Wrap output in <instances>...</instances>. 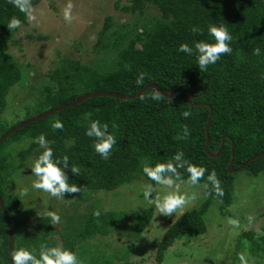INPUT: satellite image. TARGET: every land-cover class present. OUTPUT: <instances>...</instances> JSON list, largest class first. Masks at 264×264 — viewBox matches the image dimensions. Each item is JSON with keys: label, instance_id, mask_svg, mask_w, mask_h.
Returning a JSON list of instances; mask_svg holds the SVG:
<instances>
[{"label": "trees", "instance_id": "trees-1", "mask_svg": "<svg viewBox=\"0 0 264 264\" xmlns=\"http://www.w3.org/2000/svg\"><path fill=\"white\" fill-rule=\"evenodd\" d=\"M40 3L41 0H32L34 8ZM117 9L145 19L136 23L115 21L113 16L105 19L93 49L97 54L114 52V66L103 72L58 52L57 66L49 72V82L42 85L35 102L37 114L28 110L27 119L93 93L131 97L157 85L165 95L176 87L174 95L172 98L161 95L159 100H153L154 89H149L141 95L144 99L89 98L7 138L0 145V196L13 231L14 248L62 246L75 250L82 264H131L119 252L131 251L132 244L108 253L93 241L113 233L136 241L152 222L154 211L146 207L130 212L131 217L124 211H103L94 197L119 191L140 180L155 187L143 175V167L166 163L175 153L183 152L192 164L216 172L223 196L206 195L211 191L210 184L207 189L198 186L206 196L205 201L197 209L180 214L154 246V264H163L177 240L190 241L207 233L206 215L214 199L219 201L223 215L228 212L234 204L240 172L245 171L255 179L264 175V156L239 170L264 152V0H129V5L121 8L117 5ZM151 10L153 16L148 17ZM12 17L18 18L22 27L28 25L25 14L10 0H0V116L7 108L12 88L23 78L19 62L10 52L11 47L18 45L16 35L21 29L7 27ZM210 25L227 28L232 35L233 51L201 71L194 55L177 49L181 43L192 46L193 41L214 43L208 35ZM193 28L198 31L194 33ZM26 38L49 40L44 35L30 34ZM255 48L261 49L259 56L253 54ZM140 73L145 74V80L138 87L135 80ZM192 86L195 92L190 103ZM184 111L191 112V116L184 118ZM209 119L208 152L216 154L222 147L218 158L210 157L206 150ZM56 120L63 122L62 130L51 127ZM91 120L107 123L109 132L116 136L117 145L108 160L95 153L94 138L85 135ZM15 126L0 125V138ZM40 134L51 142L55 156L67 155L70 164L79 167V174L66 170L69 183L83 188L82 201H91L90 211L66 217L62 230L55 229L50 216L38 218L34 225L32 220L21 218V199L12 189L14 177L27 168L31 157L35 159L43 151L34 143ZM232 162L234 173L229 172ZM178 171L181 179L177 182H186L188 174L184 169ZM204 182L201 180L200 184ZM127 221L128 227L124 226ZM242 237L238 247L247 253V264H264V233L246 231ZM0 264H10L9 226L1 207Z\"/></svg>", "mask_w": 264, "mask_h": 264}, {"label": "rangeland", "instance_id": "rangeland-1", "mask_svg": "<svg viewBox=\"0 0 264 264\" xmlns=\"http://www.w3.org/2000/svg\"><path fill=\"white\" fill-rule=\"evenodd\" d=\"M69 2L72 4L73 17L70 23L63 19V10ZM117 5L120 8L129 5V0H41L34 8L36 20H28V25L21 27L20 33L16 35L18 45L10 48V52L23 70V78L10 92L7 108L0 116V125L12 127L28 120V110L32 115L37 114L35 102L42 85L49 82V72L57 66L58 52L81 60L84 64L103 72L114 66L116 58L114 52L97 54L93 49L105 19L113 16L115 21L125 20L131 23L145 19L125 15L117 9ZM152 12L151 10L147 13L148 17L153 16ZM30 34L48 36L49 40L45 42L29 40L26 36ZM33 160L34 157L28 160L27 168L18 173L12 182L13 191L21 199L23 207L21 218L32 220L34 225L38 218L48 216V211H55L61 217L60 223L54 224L55 229L62 230L66 224V217L90 211L91 201L81 200L85 192L83 188L80 192L71 193L60 200L51 198L47 193L32 190L31 182L35 177L31 175L30 165ZM147 184L148 182L140 180L119 191L94 197L98 199L99 207L103 211H124L129 213V217L132 215L130 212L146 207L154 211L152 222L136 241H129L119 233L93 241L94 244H99L102 251L106 250L108 253L132 244L131 251L127 249L129 251L119 252H123L125 260L131 264H154V246L161 242L169 225L183 212L197 209L206 199L198 186L187 182H177L174 189L156 185L155 191L161 195L176 190L195 197L184 209L166 217L159 215L154 205H150L145 199L144 191ZM24 190H27L26 194H22ZM154 196L155 193L150 198ZM220 206L218 200L212 201L206 215L207 233L190 241L177 240L166 253L163 264H239L240 255H244L246 259L247 253L238 247L243 238L242 234L246 231L264 233V175L260 179H255L248 176L245 171L240 172L236 181L234 204L224 215L220 212ZM229 219L238 220L239 225H230ZM129 224L127 221L124 226L128 227Z\"/></svg>", "mask_w": 264, "mask_h": 264}, {"label": "clouds", "instance_id": "clouds-1", "mask_svg": "<svg viewBox=\"0 0 264 264\" xmlns=\"http://www.w3.org/2000/svg\"><path fill=\"white\" fill-rule=\"evenodd\" d=\"M10 3L19 9L20 12L25 14V17L29 21H35L34 7L32 0H10ZM63 19L66 22H71L72 17V4L71 2L63 10ZM10 29H18L22 27L21 21L12 17L7 25ZM195 33L197 28H193ZM208 35L214 40V43L205 41H193L192 46L188 43H181L177 49L178 52L188 54L189 56H195L198 68L201 71L207 70L209 65H215L222 55L231 54L232 47V35L227 28L223 25L217 27L210 25L208 27ZM261 53L260 48L253 49V54L259 56ZM145 80V74H138L135 84L139 87L143 85ZM161 93L154 89L151 94V99L159 100ZM141 99H144L141 96ZM184 118L191 116V112H182ZM53 129L62 130L64 125L60 120H56L51 124ZM115 127V125H113ZM85 135L93 139L92 147L96 154L100 156L102 160H108L112 154L114 146L117 145V139L114 134L109 132L108 124H101L99 120H91L89 126L85 130ZM34 143L38 144L43 151L36 157L31 165V175L35 178L31 182V189L36 192L47 193L51 198L57 200L65 199L66 194L78 193L81 188L76 184L69 183V177L66 170H70L73 174H79L80 169L74 164H70L69 157L67 155L58 157L54 155V149L50 146L51 142L46 138L44 134L34 138ZM178 169H184L188 174L187 183L193 186H201L205 189L211 185V191L206 195L215 193L217 196H223V190L221 188V182L217 177L216 172L213 170L208 172V169L203 166H197L189 162L184 157L183 152L175 153L170 160L166 163H158L155 166L145 165L142 169L143 175L148 181L154 182L155 185L164 186L168 189H174L177 181L181 179V173ZM208 175L205 179V173ZM205 180L201 185L200 181ZM27 190H24L22 194H26ZM155 193L154 198L152 194ZM144 197L150 205H154L155 211L159 215L171 216L174 213L185 208L195 197L188 193H180L173 190L161 195L155 191V187L152 183H148ZM38 216L40 215L39 212ZM99 213H97L98 215ZM47 215L51 217L53 224H58L61 221V217L55 211H48ZM251 219V218H249ZM228 223L232 226H238L239 221L235 219H229ZM10 264H82L75 250L64 248L62 246H52L42 244L39 249L29 250L27 248H13L10 253ZM239 259L242 264H247L244 255H240Z\"/></svg>", "mask_w": 264, "mask_h": 264}, {"label": "water", "instance_id": "water-1", "mask_svg": "<svg viewBox=\"0 0 264 264\" xmlns=\"http://www.w3.org/2000/svg\"><path fill=\"white\" fill-rule=\"evenodd\" d=\"M149 89H155L157 91H159L161 93V95H164L166 98H172L173 95H174V91L176 89V87L170 92V94H164L162 92V90L160 89V87H158L157 85H150L148 87H146L141 93H139L138 95H135V96H131V97H127V96H123V95H120V94H117V93H93V94H89V95H85L84 97H82L81 99L77 100L76 102L74 103H71V104H68V105H64L62 107H59L57 109H54L52 111H49L43 115H40V116H37V117H34L28 121H24L22 123H19L18 125H16L15 127H13L12 129H10L2 138H0V145L7 139L9 138L13 133H15L17 130L19 129H22V128H25L39 120H42V119H45L49 116H52L53 114L57 113V112H60L64 109H67V108H71V107H74L78 104H81L83 103L84 101H86L87 99L89 98H95V97H114V98H117V99H122V100H128V99H135V98H138L139 96H141L144 92H146L147 90ZM194 87L192 86L191 88V93H190V96L188 98V102L191 103V100L194 96ZM198 105H201L202 104H198ZM210 127H211V119L208 120V123H207V127H206V135H207V142H206V150L208 152V145H209V142H210V138H209V131H210ZM221 151H222V147L221 149L216 153V154H210L209 152V155L210 157L212 158H218L221 154ZM232 151H234V147L232 149ZM264 156V152L255 156L254 158H252L245 166H243L242 168H240L239 170H243L244 167H246L247 165H249L251 162L261 158ZM229 172L230 173H234L235 170H234V163L232 162L229 166ZM0 207H1V210L6 218V221H7V224L9 226V253L10 251L14 248V241H13V231H12V228L10 226V220H9V217H8V214L6 212V209H5V206H4V203H3V200L0 196Z\"/></svg>", "mask_w": 264, "mask_h": 264}]
</instances>
